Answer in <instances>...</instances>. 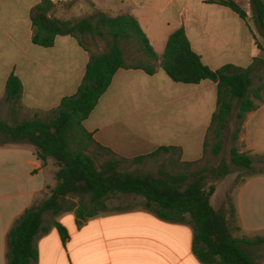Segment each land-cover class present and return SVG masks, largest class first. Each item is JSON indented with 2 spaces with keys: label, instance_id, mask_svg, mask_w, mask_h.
I'll list each match as a JSON object with an SVG mask.
<instances>
[{
  "label": "crops",
  "instance_id": "crops-1",
  "mask_svg": "<svg viewBox=\"0 0 264 264\" xmlns=\"http://www.w3.org/2000/svg\"><path fill=\"white\" fill-rule=\"evenodd\" d=\"M50 1L54 7L49 17L63 21L84 18L93 10L109 16H133L159 58L169 36L183 28L193 52L212 71L226 65L246 69L255 58L264 60L256 53L264 52V46L256 37L261 33L254 30L251 12L242 20L229 8L204 0ZM192 1L196 9L190 5ZM40 3L0 0L3 122L10 117L6 86L11 77L22 86L16 104L20 119L44 117L64 98L77 93L91 52L103 51L97 41L87 50L71 36L56 37L50 48L34 45L30 13ZM262 97L260 106L237 128V149L252 157L251 173L237 186H232L234 179L227 175L215 184L210 200L219 213L229 214L233 208L237 226H231L232 236L240 240L252 238L248 233L253 237L264 234V92ZM216 101L217 83L210 80L182 84L159 68L151 76L142 70L119 69L83 127L96 143L119 158L145 157L139 164L143 175L154 176L171 156L158 151L161 148L179 150V162L177 158L173 161L176 169L180 163L203 159ZM57 170L52 159L38 160L31 145L0 144V264H6V236L13 223L39 193L56 186ZM42 220L48 232L35 240L36 264H201L192 252L191 223L160 220L144 208L141 197L137 204L100 214L80 227L75 208L58 215L45 213ZM55 223L67 230L66 243L53 227ZM251 247L244 245L243 249L254 259L249 254ZM258 264H264V258Z\"/></svg>",
  "mask_w": 264,
  "mask_h": 264
},
{
  "label": "trees",
  "instance_id": "trees-1",
  "mask_svg": "<svg viewBox=\"0 0 264 264\" xmlns=\"http://www.w3.org/2000/svg\"><path fill=\"white\" fill-rule=\"evenodd\" d=\"M251 19L264 36V0H247ZM207 4L225 6L246 20L247 14L238 0H204ZM54 7L50 0H41L30 13L34 45L50 48L56 37L71 36L80 47L88 50V40H100L105 49L91 52L85 75L77 93L64 98L59 106L44 117L20 119L16 107L22 86L11 77L7 82L6 101L11 104L10 123L0 119L3 143L28 144L43 163L52 159L58 168L56 186L39 193L31 207L13 223L6 236V264H36L38 251L35 240L48 232L43 227V215H58L75 208L77 226L107 212L106 200L113 195H133L144 200V208L167 222L189 221L194 229L192 252L201 264H258L243 249L244 245L260 246L264 238L237 239L225 215L215 211L210 203L215 184L229 174V167L221 162L214 169L195 168L197 163H180L179 150L161 148L171 154L157 176L135 175L120 170L121 165H139L145 157L124 159L94 141L83 122L96 107L100 97L111 84L119 69L142 70L151 76L161 69L173 82L199 84L210 80L217 83L216 110L207 136L212 137L211 155L222 150L223 132L237 105V121L243 122L248 113L263 102L264 83L254 87L252 75L264 60L254 59L246 68L226 65L212 71L193 52L183 28L173 32L159 58L151 47L137 20L130 15L109 16L92 11L78 20L63 21L49 17ZM133 51V52H132ZM238 129L234 133L235 140ZM207 141L205 140V152ZM157 151V152H158ZM154 155V154H153ZM152 156V155H151ZM230 164L248 174L252 171V157L233 148ZM169 169V170H168ZM206 173L212 176L207 181ZM89 198L85 204L84 199ZM72 200L76 201L75 204ZM55 230L63 243L69 239L67 230L55 223Z\"/></svg>",
  "mask_w": 264,
  "mask_h": 264
},
{
  "label": "rangeland",
  "instance_id": "rangeland-1",
  "mask_svg": "<svg viewBox=\"0 0 264 264\" xmlns=\"http://www.w3.org/2000/svg\"><path fill=\"white\" fill-rule=\"evenodd\" d=\"M88 1L89 0H74L73 2L74 3H82V2L87 3ZM238 3L242 6V8L246 12H249V13L251 12V7L248 4L247 0H238ZM190 5H192V8H195V9L197 7V6H194L195 2H193V1L190 3ZM71 20L72 21L78 20V18H74ZM254 30H257V28L255 27ZM256 37L258 39V42L261 44V47H263L264 46V36L259 35V33H258V35H256ZM96 41L102 46V49L104 50L105 49L104 43L100 40H96ZM96 41L88 40L87 41L88 46H92L94 43H96ZM256 53H258L257 55L259 57L264 56V52H256ZM263 83H264V65H259L255 68L254 73L252 75V84L254 87H256V86H259L260 84H263ZM237 112H238V109H237V105L235 103V105L233 107L232 114L229 118L228 124H227V126L223 132V145H222V150L220 151V153L217 156L211 155V149L213 146L212 137L210 136V137L206 138L205 140L207 141V149H206V152L204 153V157L200 162H198V165L196 167H194V169L206 167L207 170H211V169H214L216 166H218L221 162H225L229 167L228 177L231 180L234 179L232 186H237L240 183H242L248 175L247 172H245L243 170H239L238 168H236L232 164H230V152L233 148L237 149V142L234 138V133L239 126V123H238L237 118H236ZM4 123L9 124L10 119L5 121ZM2 143H3V138H2V136H0V144H2ZM120 170L123 172L133 173L135 175H143V173H144V169L140 165H125V164H123V165H121ZM154 176H157V175H154ZM206 176H207V181L212 180V176L210 173H206ZM219 201H220V198L218 199L217 202H219ZM75 202L76 201L72 200V203L75 204ZM84 203L85 204L89 203L88 197L84 199ZM131 204H137V197L132 196V195H113V196H110L106 200L107 212L121 210V209H124L126 206H130ZM221 214L226 216L230 226H233V227L237 226V222L234 219L235 216L233 214V208H231L229 214H226V213H221ZM247 236L252 237L249 240H253L255 238H264V234L253 237L252 233H248ZM249 254L252 255L254 257V260H256L258 263L261 262L264 258V244H262L260 246H252L250 248Z\"/></svg>",
  "mask_w": 264,
  "mask_h": 264
}]
</instances>
